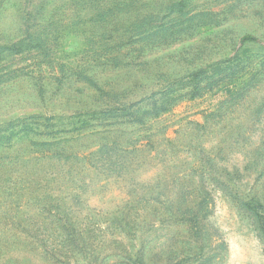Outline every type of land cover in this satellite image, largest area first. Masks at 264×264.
Listing matches in <instances>:
<instances>
[{"label":"rangeland","instance_id":"obj_1","mask_svg":"<svg viewBox=\"0 0 264 264\" xmlns=\"http://www.w3.org/2000/svg\"><path fill=\"white\" fill-rule=\"evenodd\" d=\"M0 264H264V0H0Z\"/></svg>","mask_w":264,"mask_h":264},{"label":"trees","instance_id":"obj_2","mask_svg":"<svg viewBox=\"0 0 264 264\" xmlns=\"http://www.w3.org/2000/svg\"><path fill=\"white\" fill-rule=\"evenodd\" d=\"M45 5H46V3H45ZM44 4H43V6L40 8V9H38L37 11H33V12H31V13H37L38 15L43 11V10H45L46 9V6H45ZM27 13H30V12H27ZM144 105H146V104H144ZM155 105H157V104H154L153 106H152V108H149V106L147 105L146 106V108L145 109H143V113L141 114L140 113V115H142V117L140 118V122H142L143 121V119L144 118H148L149 116H151L150 114H152V112L153 111H151V110H155L157 107L155 106ZM130 108H132V112L130 113V115L132 114V113H136V114H138L139 112H141L140 111V108H138V104L137 103H135L133 106H131ZM138 108V109H137ZM124 111V110H123ZM110 112H112V114H118L119 113V110L118 109H114L113 111H110ZM93 135H96V134H88L87 136L88 137H91V136H93Z\"/></svg>","mask_w":264,"mask_h":264}]
</instances>
